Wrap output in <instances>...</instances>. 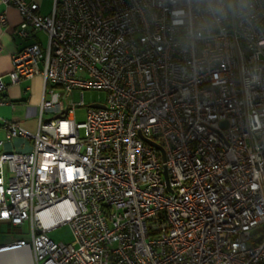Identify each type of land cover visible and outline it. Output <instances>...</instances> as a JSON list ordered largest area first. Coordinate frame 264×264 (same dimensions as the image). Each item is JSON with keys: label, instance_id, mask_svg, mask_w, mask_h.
Listing matches in <instances>:
<instances>
[{"label": "built area", "instance_id": "2783aa9c", "mask_svg": "<svg viewBox=\"0 0 264 264\" xmlns=\"http://www.w3.org/2000/svg\"><path fill=\"white\" fill-rule=\"evenodd\" d=\"M0 1L19 12V37L46 36L0 75V93L44 80L36 131L5 125L32 145L0 154V229L27 224L30 239L0 252L28 246L34 264H264V0H52L47 14ZM86 89L105 92L104 107L76 122ZM65 224L71 240L54 242Z\"/></svg>", "mask_w": 264, "mask_h": 264}, {"label": "crops", "instance_id": "0c3cea01", "mask_svg": "<svg viewBox=\"0 0 264 264\" xmlns=\"http://www.w3.org/2000/svg\"><path fill=\"white\" fill-rule=\"evenodd\" d=\"M39 4V11L47 14L52 5V0H32ZM49 4L46 6V4ZM0 13H4L6 24L0 25V75L4 76L11 69V56L22 46L39 40V31L34 37L21 38L16 31L21 21L17 9L11 5H5L0 1ZM44 34V33H43ZM44 43L43 41H40ZM7 79V78H6ZM44 91V80L41 75L21 79L15 84H8L0 93V154L9 152L30 151L32 142L21 135L13 138L7 137L6 123L13 121L23 129L35 132L38 125L39 104ZM48 118L50 115L45 114ZM8 228L9 225L4 223ZM14 237L2 232L0 229V242ZM0 264H34L33 257L28 246L0 252Z\"/></svg>", "mask_w": 264, "mask_h": 264}, {"label": "rangeland", "instance_id": "374dc122", "mask_svg": "<svg viewBox=\"0 0 264 264\" xmlns=\"http://www.w3.org/2000/svg\"><path fill=\"white\" fill-rule=\"evenodd\" d=\"M49 4L47 3L46 6ZM38 37L40 41L45 42L46 36L43 33H39ZM72 98V97H71ZM106 99V94L105 92L101 90H95V89H86L83 91V105L80 107H77L75 109V121L76 122H81L84 120L85 116V111L87 109V106H89L92 103H103ZM65 105L67 104V99L64 100ZM2 232L11 234L14 237H21L25 239H30V232L28 225H22L17 228H8L7 226L3 225L1 227ZM49 237L54 241V242H68L72 238L71 234V229L70 227L65 224V225H60L57 226L56 228L52 229L48 233Z\"/></svg>", "mask_w": 264, "mask_h": 264}, {"label": "water", "instance_id": "95a60500", "mask_svg": "<svg viewBox=\"0 0 264 264\" xmlns=\"http://www.w3.org/2000/svg\"><path fill=\"white\" fill-rule=\"evenodd\" d=\"M89 106H91V107H96V108H102V107H104V105H103V104H100V103H92V104H90ZM221 124H226V121H221ZM140 137H141L145 142H147V143H149V144H151V145H153V146H155V147L161 149V147L158 146L154 141L147 139L146 137H144V136L141 135V134H140ZM163 175H164V179H165V181L167 182L168 177H167V171H166V168H165V167L163 168Z\"/></svg>", "mask_w": 264, "mask_h": 264}]
</instances>
